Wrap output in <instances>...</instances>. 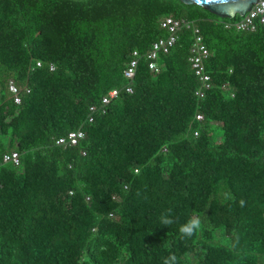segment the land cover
I'll return each instance as SVG.
<instances>
[{
  "label": "trees",
  "instance_id": "trees-1",
  "mask_svg": "<svg viewBox=\"0 0 264 264\" xmlns=\"http://www.w3.org/2000/svg\"><path fill=\"white\" fill-rule=\"evenodd\" d=\"M170 15L211 52L203 100L189 31L149 69ZM239 18L181 0H0V264H264V25L224 27ZM134 51L133 94L89 123ZM79 129L78 146L56 145ZM13 151L19 166L2 162Z\"/></svg>",
  "mask_w": 264,
  "mask_h": 264
},
{
  "label": "built area",
  "instance_id": "built-area-1",
  "mask_svg": "<svg viewBox=\"0 0 264 264\" xmlns=\"http://www.w3.org/2000/svg\"><path fill=\"white\" fill-rule=\"evenodd\" d=\"M259 25H264V0L257 2L250 11H248L239 19L224 23V27L226 29L250 32L256 31ZM160 27L166 32V36L161 37L153 42L151 49L145 54V57L149 62V69L155 74L159 73L160 69L158 66V60L160 56L163 54H168L171 48L175 46L179 40V33L181 30L184 29L189 31L192 34V46L190 49L189 63L198 82V88L195 91V97L198 100L205 99L207 93L213 88L212 78L207 70V64L210 60L211 52L205 43V39L199 24L195 20L178 19L173 15H170L161 19ZM140 59V53L138 51H134L127 64V67L124 70V77L127 81V85L123 89L110 90L105 96H103L100 105L91 106L90 114L88 116L89 123L94 121V115L97 112L102 111L105 113L107 106L112 100L118 98L121 92L133 94V82L136 77ZM37 65L40 67L42 63L38 62ZM51 70H54L53 65L51 66ZM223 88L227 91L228 96L234 97V93H232L229 83L225 84ZM8 89L13 102L16 105H20L22 103V89L16 84L14 80L9 81ZM26 92L29 93L30 90L27 88ZM196 120L198 122H202L204 120V115L198 113L196 115ZM194 135L198 137L200 135L199 131H195ZM85 137L86 133L82 129L71 131L67 136L58 138L56 140V145L63 146L64 148L76 147L82 140L85 139ZM82 155H86V152H82ZM2 162L4 164L19 166L21 163L20 155L17 151L7 152L3 155Z\"/></svg>",
  "mask_w": 264,
  "mask_h": 264
},
{
  "label": "water",
  "instance_id": "water-1",
  "mask_svg": "<svg viewBox=\"0 0 264 264\" xmlns=\"http://www.w3.org/2000/svg\"><path fill=\"white\" fill-rule=\"evenodd\" d=\"M184 4L199 5L224 19L242 17L260 0H181Z\"/></svg>",
  "mask_w": 264,
  "mask_h": 264
},
{
  "label": "clouds",
  "instance_id": "clouds-1",
  "mask_svg": "<svg viewBox=\"0 0 264 264\" xmlns=\"http://www.w3.org/2000/svg\"><path fill=\"white\" fill-rule=\"evenodd\" d=\"M164 224H170L172 223L171 220L164 219L162 221ZM201 227V222L198 218H193L189 220V222L180 228V232L183 236L191 237L195 231H197ZM176 256L171 255L170 257L166 258L164 260V264H176Z\"/></svg>",
  "mask_w": 264,
  "mask_h": 264
}]
</instances>
